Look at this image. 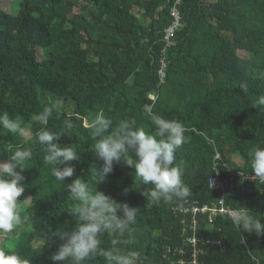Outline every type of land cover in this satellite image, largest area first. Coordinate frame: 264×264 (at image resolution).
<instances>
[{
  "label": "trees",
  "instance_id": "obj_1",
  "mask_svg": "<svg viewBox=\"0 0 264 264\" xmlns=\"http://www.w3.org/2000/svg\"><path fill=\"white\" fill-rule=\"evenodd\" d=\"M169 4L21 0L15 15L0 7V113L21 118L32 139L0 129V161L7 162L17 147L33 152L18 200L32 199L20 205L24 222L13 233H0V248L31 264H54L51 256L63 241L53 233L70 232L76 225L69 214L74 206L69 192L51 175V166L43 164L45 153L35 143L41 128L61 133L58 143L78 150L80 160L70 162L75 172L64 185L80 178L94 189L91 167L102 165L92 149L89 124L95 114L102 111L114 124L135 121L146 131L154 130L149 111L182 122L186 140L175 163L183 168L187 198L147 207L143 192L150 185H143L135 169L123 162L114 163L113 172L96 186L118 203L140 209L131 231L116 245L137 252L138 264H169L167 247L182 246V228L171 207L185 200L215 201L207 185L215 152L227 169L251 173L249 153L264 146V107H255L264 95V0H182L184 26L166 48ZM162 63L161 84L157 73ZM241 83L247 84V92L241 91ZM45 108L52 109V116L42 121L38 116ZM227 169L223 174L228 175ZM235 189L226 205L246 207L264 222V187L255 184L244 192L237 184ZM197 237L219 243L205 264H264V234L245 232L228 219L211 225L199 220ZM113 239L105 233L100 247H113ZM84 264L107 261L97 255Z\"/></svg>",
  "mask_w": 264,
  "mask_h": 264
},
{
  "label": "clouds",
  "instance_id": "obj_2",
  "mask_svg": "<svg viewBox=\"0 0 264 264\" xmlns=\"http://www.w3.org/2000/svg\"><path fill=\"white\" fill-rule=\"evenodd\" d=\"M261 78H264V72ZM239 87L241 91L247 92L246 83H241ZM255 107H264V95L259 96ZM146 115L153 131H146L143 126L137 127L135 121L127 119L114 124L102 111L95 114L89 124L91 138L95 141L92 149L102 165L91 167L94 189L89 182L80 178L64 185L66 178L72 177L75 172L70 162L80 160L74 145L62 147L58 143L62 134L47 128H41L35 133V143L45 153L43 164L51 166V175L66 187L74 202L69 214L76 219L75 227L70 232L58 229L53 233L63 241L51 256L54 264H63L65 261L68 264H84L97 255L102 256L107 264H138L137 252L120 249L116 245L126 232L131 231L130 226L136 222L140 209L130 207L127 203H118L96 190V186L113 172L114 163L123 162L133 167L135 178H139L143 185H150L143 192L149 208L161 201L169 203L173 198L182 200L190 195V189L182 179L183 168L175 163V154L186 140L184 125L178 120L166 119L151 111ZM51 116L52 109L45 108L38 119L46 121ZM26 127L21 118L10 117L8 112L0 113V129L4 130V134L23 135ZM32 156L31 147H17L10 152L7 162L0 163V233H13L24 222L20 205L32 198H25L22 202L18 198L25 192V177L22 173L25 171V163ZM249 157L251 179L264 182V146L253 148ZM60 165L65 166L61 168ZM209 184L211 188V177ZM261 217L242 206L232 212L233 222L239 229L257 236L264 234ZM105 233L116 237L112 240L113 247L108 249L100 247L101 237ZM0 264H31V260L15 251L8 252L0 248Z\"/></svg>",
  "mask_w": 264,
  "mask_h": 264
},
{
  "label": "built area",
  "instance_id": "obj_3",
  "mask_svg": "<svg viewBox=\"0 0 264 264\" xmlns=\"http://www.w3.org/2000/svg\"><path fill=\"white\" fill-rule=\"evenodd\" d=\"M182 0H170L169 17L170 25L163 32V43L166 48L172 45V40L184 23L181 18L179 7ZM165 65L161 64V70L158 71L160 83L164 82ZM152 99V98H151ZM222 169L227 167L222 163L221 156L215 152L211 162V179L213 184L210 188L209 180L207 182L208 190L215 195V201L209 204H201L198 201L185 200L181 204L171 207V213L174 218L179 219V226L182 228V246L180 248L167 247L164 259L169 264H205L210 249L219 246L214 240H207L197 237V226L199 220H204L207 225H211L216 219H228L238 228L232 219L231 209L226 205V201L236 193V185L241 186V191L246 192L252 185L264 187V182L251 179L252 174H245L241 171H231L227 169L228 175L223 174ZM244 174V175H243ZM248 176V177H247ZM236 181V183H235ZM246 202H243L245 204ZM189 218V222L186 219Z\"/></svg>",
  "mask_w": 264,
  "mask_h": 264
},
{
  "label": "rangeland",
  "instance_id": "obj_4",
  "mask_svg": "<svg viewBox=\"0 0 264 264\" xmlns=\"http://www.w3.org/2000/svg\"><path fill=\"white\" fill-rule=\"evenodd\" d=\"M20 1L21 0H0V7L5 13L10 14V15H15L16 10L17 12L19 10ZM239 55L243 56V53ZM22 136L24 137L25 141L32 142L31 136L28 133L27 128L25 129V133ZM236 162L238 161H235V163ZM0 163H3V162L0 161Z\"/></svg>",
  "mask_w": 264,
  "mask_h": 264
}]
</instances>
